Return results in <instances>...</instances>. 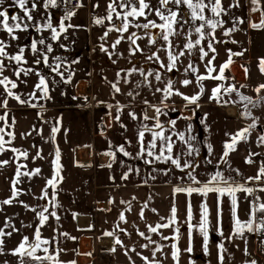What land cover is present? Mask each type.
Listing matches in <instances>:
<instances>
[{
  "label": "crops",
  "instance_id": "1",
  "mask_svg": "<svg viewBox=\"0 0 264 264\" xmlns=\"http://www.w3.org/2000/svg\"><path fill=\"white\" fill-rule=\"evenodd\" d=\"M35 2L37 9L32 13L33 21H25L29 24L28 30H16L15 35L19 39L12 40L5 31L0 30V40L8 45L6 49L8 53L14 55L19 48L23 47L27 63L21 66L34 68L48 78L51 97L50 99H33L31 102L38 106L32 108L27 104L21 105L13 97H7L4 87L0 85V102L5 98L8 100L7 109L0 107V115L7 113V120L0 121V127L5 129V133L14 134V139L4 135L5 141L9 143L4 145L5 151L0 152V161H9V164L0 166V205L7 206L3 204V201L12 199V203L8 205L24 206L23 213L17 220L20 240L27 236L32 242L35 229L39 228L41 239L52 242L48 245L49 251L59 250V260L75 261V264H80L81 258H90L94 261L97 246L108 252H112L110 249L113 247L116 249L115 252L126 253L127 249V253H130L133 259L138 258V254L142 253L149 260H160L162 264H176L171 255L173 244L180 249L179 264H218L220 243L224 244L226 250L224 264H246V261L250 259H256L258 264H264V243H261L264 240V233L257 235L245 232L247 249L250 253L245 255L244 240L234 235L230 197L224 196L220 203L222 216L219 228L223 231L221 236L217 225L218 196L216 193H209L205 198L196 193L189 197L186 193L173 191L176 186H199L189 179V172L202 183L216 172H220L234 184H245L246 187L256 189L251 196L244 192L237 193V215L241 221L250 218L252 201L259 198L258 203H264V191L259 190L264 188V179L248 180V177L256 176L259 168L264 164V144L245 151V141L241 140L227 157L223 155L226 150L225 144L231 142V136L246 128L247 121L249 122L251 118L242 115L241 104L233 103L236 100L230 99V94H223L221 102L210 99L212 89L218 85L223 89L236 83L241 85L247 80L241 66L247 67L253 61V35L260 32V29L251 28L249 21L259 22L261 13L250 11L252 5L249 0H240L241 7L231 9L229 16L240 17L245 20V23L237 25L239 30L233 32L231 37H225L223 30L217 29L216 39L226 42L214 45L217 54L213 63L217 72H213L212 75H216L219 66L228 59V49L233 52L243 51L244 54L233 57L230 70L225 71V76L228 77L225 81L212 79L202 81L204 91L197 102V107V104H188L181 96L175 94L162 104V93L156 92L155 89L157 87L163 89L166 87L165 82L171 80L174 90L178 89L184 95L192 96L198 93L200 84L195 79L196 74L184 71L187 65L192 63L198 68L197 74L206 72L205 65L208 58L201 60L198 50H194L191 55L186 53L185 56L180 57L177 68L169 72L161 68L159 63L146 60V54L157 51L161 60L165 64L168 63L166 52L162 47L158 49V46L164 45V41L158 40L157 46H150L148 37L144 35L145 30L130 27L129 32L123 33L125 39L116 49H112L110 46L120 33L112 31L105 40H101L100 37L104 35L108 27L113 24L118 26L121 21L113 15L111 22L105 21L103 25L93 23L94 18H103L107 15L110 0H82L83 7L73 9L76 15L70 21H65L66 24L71 23L79 27L70 28L66 33L67 39L64 38L65 34H61L59 41H53L50 30L44 29L42 32H37L32 26L46 23L45 17L50 12V9H43V0H35ZM149 2L154 7L159 6L158 0H149ZM229 2L230 0H223L225 6ZM96 4L99 7L94 8ZM4 7L8 8L9 17L23 16V10L13 6V0H5ZM169 7L177 10L174 5ZM179 11L181 16L188 19V10L185 5H180ZM206 14L210 13L206 12ZM229 16L223 17L228 21L225 28L232 25ZM60 17L62 16L56 18L51 13L53 26L59 24ZM148 19L161 23L154 13L148 16ZM136 22L142 24L147 21L139 18ZM199 23V21L196 22V24ZM189 28L190 24L185 25L181 29L183 34L173 38V44L178 46L174 49L175 51H179L186 42ZM131 32H137L142 37L137 40V44L143 49V54L130 53L127 37ZM151 33L157 35L159 30L152 29ZM42 36L46 43H51L53 47V52L49 54V63L55 64L54 57L60 56L64 61L61 71L65 72V76L69 71L74 73L70 82H60L61 78L52 73L47 65L34 63L35 56L31 52L30 45L33 39L38 41ZM197 38V35L193 33L191 39L195 41ZM230 40H235L237 43L228 42ZM206 43L207 41L204 42L205 50H207ZM60 44H65L66 47L60 48ZM101 44L109 51L122 55L109 57L100 50ZM75 60L79 62L72 63ZM4 62L6 67L3 76L9 77L18 85L12 91L21 95L23 99H29L27 94L33 91L38 77L35 74L28 76L21 74L17 78L14 75V69L17 67L14 62L10 63L7 58ZM132 67L143 68L146 72L159 70L162 80L157 82L153 77H149L151 86H148V84L139 83L143 77L138 73L125 77L121 70ZM125 79L130 82L126 83ZM185 79L192 82L184 86L182 81ZM111 84H117L120 92L116 93ZM129 92H134L135 95L129 97ZM40 95L41 93L37 92V97ZM85 97L87 99H84ZM145 100L149 102V105L161 107L162 113L157 118L164 126L165 134L170 135L174 141L172 155L179 156L182 165L185 161L192 163L194 165L192 169L177 168L170 161H155L154 156H147L146 153L143 158L138 155L140 146L137 142V131L140 124L145 123L151 127L155 123L151 119L143 121V113L146 110L149 117L156 116L154 108L144 104ZM223 101H229V103L224 104ZM117 104L123 106L119 112ZM131 111H134L141 119H131L129 117ZM117 115H119V121L116 119ZM171 120L176 121L174 128L169 124ZM103 122L110 129H101L100 124ZM189 124L192 126L191 134L195 137L193 146L197 151L192 156H185L183 155L185 146L179 141L177 133H187ZM54 125L59 127V131L52 140L50 139L51 129ZM259 129L263 132L264 126ZM150 140L151 134L145 133V145ZM157 143L156 153L159 154L160 142ZM120 146H123L131 155L124 156L119 152ZM12 148L26 151L27 158L12 152ZM57 148L60 152L63 180L55 189L48 188V200L41 199L46 180L54 174L52 162ZM108 152H114L115 159L107 155ZM253 153L255 155H251L252 163H248L247 158ZM149 160L154 162L147 163L146 161ZM109 164L111 167H108ZM19 165L25 166L20 168L21 172H30L37 168L41 171L36 176H21L16 182L19 195L14 197L12 185L16 181L15 172ZM124 173H128L127 179L123 178ZM53 193H55L54 201L57 207L49 203ZM205 200L209 209V251L205 254L203 237L193 228L191 232L193 251L189 254L184 251L189 246V223L193 226L199 223L201 204ZM189 203L192 208L191 221L187 219ZM145 204L148 205L147 208H144ZM173 205L177 208L175 227L180 229L179 238H173L174 227L161 228L157 233L149 232V225L155 226L167 222L166 218L171 215L170 209ZM43 207H48L49 211H55L59 220L49 217L48 221L41 225L37 213ZM31 209H36V212ZM142 209L143 218L139 215ZM151 209L156 211L153 212ZM121 212L124 213L126 222L119 219ZM259 213L262 212H257ZM7 219L5 218L4 221L6 222ZM6 227L3 226V229ZM108 231L115 232L116 237L123 244H115L116 237L105 235ZM139 232L150 236L155 243H149L147 239L139 235ZM64 233H67V236L63 235ZM163 237H169V239H163ZM144 244H149V247H142ZM158 245L162 246V252H156L153 256V251ZM132 248H135V251H131Z\"/></svg>",
  "mask_w": 264,
  "mask_h": 264
},
{
  "label": "snow or ice",
  "instance_id": "2",
  "mask_svg": "<svg viewBox=\"0 0 264 264\" xmlns=\"http://www.w3.org/2000/svg\"><path fill=\"white\" fill-rule=\"evenodd\" d=\"M72 0H43V9H55L60 7L61 3L64 5H67L71 3ZM249 3L252 5L250 11L252 13L259 12L261 13V18L259 22H253L249 21V26L253 29H264V6H261V0H249ZM30 0H13V6L18 7L19 9L23 10V16L19 15H12L9 17L8 8L4 7L5 0H0V30H3L7 33V35L12 40L19 39L18 36L15 35L16 30L21 31H27L29 28V24L25 21H33L34 17L32 15L33 11L37 9V3L35 0H31V6L29 7ZM158 7H154L149 0H110L108 4V11L107 15L103 18L96 17L93 20V23L96 25H103L105 21L111 22L113 20V15L117 19L121 21V23L117 26L115 24L111 25L107 28V30L104 32V35L100 37L101 40H105L108 36V34L112 31H115L117 33H120L119 37L111 44L112 49H116V47L121 43L122 40L125 39L123 33L129 32L130 27H135L136 29L145 30L144 35L148 37V44L150 46H157L158 40L164 41V45L158 46V49L160 47L163 48V50L166 52L168 63L165 64L163 60H161L160 55L157 51H153L150 54H146V60L149 62H156L160 64L161 68L166 69L167 71L171 72L174 69L177 68V63L180 61V57L185 56V54H193L194 50H198L200 54V59L204 60L205 58H208L207 63L205 65L206 72L204 74H197L198 68L192 64L189 63L187 67L184 69L185 73L192 72L193 74H196L195 79L198 84H200V91L192 96H187L181 93L178 89L173 88V82L171 80L166 81V87L161 89L160 87H157L155 89L156 92L162 93V101L163 104L164 101H166L170 96L172 95H179L181 96L188 104H197L198 107V101L200 99V96L203 94L204 88L202 81L206 79H212L217 81H225L228 79V77L225 76V71L230 70V66L233 63V57L234 56H242L244 54L243 51L240 52H233L231 49H228V59L219 66L218 73L216 75H212L213 72H217L216 67L214 66V61L216 59L217 49L214 46L217 43H225L224 40H217L216 39V31L217 29L223 30V35L225 37H231V34L235 31H238L237 25L245 23V20L236 17V16H229V12L233 8H240V0H230L227 6L224 5L223 0H158ZM169 5L176 6L177 10H173V8L169 7ZM185 5L188 10V19H185L183 16L180 15L179 6ZM76 7H83L82 0H77ZM99 7L98 4L93 6ZM119 9V10H118ZM210 13V14H206ZM155 14L156 17L159 18L161 23H157L156 20L148 19V16ZM76 15L75 11H65L64 16L60 17V22L57 26H53L52 19H51V13L48 12V15L45 17L46 23H43L41 25L33 24L32 26L36 28L37 32H42L44 29L50 30L51 32V40L53 41H59L61 38V34H65L64 38L67 39L66 33L70 28H77L79 26L72 25L71 23L66 24L65 21H70L73 16ZM229 16V20L232 21V25L230 27L225 28V25L228 23L223 17ZM139 18H144L147 22L145 23H138L136 22L139 20ZM199 21V24H196V22ZM190 28L189 31L186 34V42L182 45L181 49L179 51H175L178 46L173 44V38L179 35H182L181 29L185 25H189ZM152 29H158L159 33L157 35H153L151 33ZM195 33L197 35V39L193 41L191 39V36ZM142 39L141 36L137 34V32H131L130 35H128L127 40L130 43V53L135 54L136 52H141L143 54V49L140 48L139 44H137V40ZM206 43V48L204 46V42ZM228 42L231 43H237L235 40H230ZM8 45L3 41L0 40V85H2L5 89V93L7 97H13L15 100H17L21 105L27 104L28 106L32 108H36L38 105L36 103H32L31 101L33 99H50V89H49V81L48 78H46L44 75H41L38 71H36L34 68H25L21 66L22 64H26L27 61L25 60L24 51L25 49L23 47L19 48L16 54L10 55L8 51L6 50ZM60 48H65V44H60ZM31 52L34 54L35 59L34 63L36 65H40L43 63L44 65H47L52 73H55L58 75L61 79L60 82L68 83L71 81L72 75H74L73 72L69 71L68 75L65 76V72L61 71V67L64 64V61L62 57L55 56L54 59L56 61L55 64L49 63V54L53 52V47L51 43H46L45 38L42 36L38 41L33 39L31 45H30ZM100 50L104 53H106L109 57L113 55H122L120 53H114L112 51H109L108 48L104 47L103 44L100 45ZM246 51V50H244ZM211 53V56H210ZM5 58L11 63L14 62V64L17 66L14 69V75L19 78L21 74L24 76H28L29 74H35L38 77V82L34 85V89L31 93L27 94L29 99H23L21 95H18L14 93L12 90L17 88V83L7 76H3V72L5 69ZM78 60L73 61L72 63H78ZM259 68L262 73H264V57L260 58L259 61ZM70 67V65L68 66ZM243 71L245 72V75L247 77L248 69L241 66ZM124 72L125 77H131L134 73H138L141 77H143V80L139 83L141 84H148V86H151V82L149 81V77H153L155 81L160 82L162 80L161 73L159 70L153 72V71H145L143 68H135L132 67L128 70H121ZM117 76H120V73H117ZM53 79H55L53 77ZM234 79V78H233ZM125 82H130L128 79H125ZM192 81L185 79L182 81V84L184 86H187ZM139 86V84L137 85ZM111 87L114 89L116 93L120 92V88L117 86V84H111ZM241 87H245L244 85H241ZM261 89H264V84L259 85L255 91L259 93ZM37 92L41 93L39 97H37ZM233 92H236L239 95V101H233V103L238 102H245L244 104V112L242 115L245 117H250L252 115L248 105H252L253 107L257 106L261 101H264V97H257L256 100H253L252 97L243 95L242 93H239L238 89L234 84L229 85L227 87H224L222 89L221 86H217L214 89H212V95L210 99L216 100L217 102H221L222 95L223 94H231ZM129 97H133L135 95L134 92L128 93ZM84 99H87L85 97ZM224 104L229 103V101H223ZM145 105H148L152 108H154L156 116L149 117L147 115V111L145 110L142 116L143 121L147 120H154L155 123L153 126L149 127L145 123H141L138 131H137V142L140 146V151L138 155L143 158L145 153L147 156H154L155 161H161L164 162L170 161L175 167L177 168H186V169H192L194 165L192 163H189L185 161L183 165L181 164V159L179 156H173V148H174V141L172 140V137L170 135H166L164 131V126L160 123L159 119L157 118L161 113L162 109L160 106L156 105H149V102L147 100L144 101ZM8 100L5 98L2 102H0V107H3L7 109ZM166 106V105H165ZM111 107V106H109ZM123 109L122 105L117 104V110L118 112ZM195 111V110H193ZM129 117L133 120H140L141 117H138L137 114L134 111L129 112ZM116 119L119 121V115H117ZM7 120V113L5 112L4 115H0V121H6ZM169 124L174 128L176 121L171 120L169 121ZM255 120L252 124H250L247 128H244L240 131H238L236 134L231 136V142L225 144V151H224V157H227L229 155L230 151H234L236 148V145L239 141L243 140L246 141L248 139V136L250 134V131L256 127ZM52 136L50 139H55V134L59 131V127L54 125L51 129ZM192 132V126L191 124L188 125L187 133H177V136L179 138V141L185 146V150L183 152V155L185 156H192L194 152L197 150L193 146V141L195 140V137L191 134ZM145 133L151 134V140L148 142L147 145H145ZM8 135L14 139V134L12 132L5 133V129L3 127H0V152L5 151L4 145L9 143L8 141H5L4 135ZM160 142V151L159 154L156 153V149L158 147V143ZM259 143L264 144V135H261L259 137ZM209 150H211V145L208 146ZM119 152L123 153L124 156H130L131 153L127 152L123 146L119 147ZM12 152L18 153L19 156L27 158L28 153L26 151H20L19 149L12 148ZM107 155L113 157L115 159V153L114 152H108ZM251 155L247 158L248 163H252ZM147 163H153L154 161L149 160L146 161ZM53 166H54V174L53 176L46 180V186L44 189H42V196L41 199L48 200V188L51 187L55 189L59 182L63 180V177L61 175V168L62 165L60 164V152L57 148L55 150L54 159H53ZM9 164V161L4 160L0 161V166ZM25 167L24 165H19L16 169L15 176L16 181L13 182L12 188H13V196L19 195V190L16 189V182L19 181V178L21 176H36L40 173V169L37 168L30 172H21L20 168ZM108 167H111V164L108 165ZM129 171H132V169H129ZM189 179L196 185V187H193L191 185L187 187H180L176 186L174 188V193H186L189 197L193 194H199L203 197H207L209 193H216L218 196L217 200V225H218V231L221 236H223L222 229L219 228V225L221 223V208L220 203L224 196L230 197V204H231V212L232 217L234 220V235L241 238L245 242V255H250L248 253L247 249V238L245 236V232L253 233V234H261L264 233V219H261L257 221L256 214L257 212L264 213V203H258L259 198L257 200L252 201L250 203V212H249V219L246 221H241L239 219V216L237 215V209H238V200H237V193L238 192H244L248 196H251L256 189L251 187H246L245 184H234L230 182L229 178H225L222 173L216 172L214 175H212L206 182H201L196 179L194 175H192L191 172L188 173ZM128 173L123 174V178L127 179ZM261 179H264V164L261 165V167L258 170V173L254 177H248L249 181L256 180L259 181ZM260 191H264V188H260ZM55 193H53V198L49 200V203L52 204L53 207H57L58 205L54 201ZM12 199H7L3 201V204H11ZM122 203H125L122 201ZM27 207V205H25ZM148 205L145 204L144 208H147ZM33 212H36V209H31ZM130 210V208H129ZM151 211L155 212L156 209H151ZM171 215L167 217V222L163 224H157L155 226L149 225L148 231L151 233H157L161 228H169L174 227L175 234L174 239L179 238V227H175L177 224L176 216H177V208L175 205H173L170 209ZM200 221L196 226H193L189 223V246L184 249L187 253H191L193 251L191 246V232L193 228H195L200 235L203 237V251L205 254L208 253V240H209V232H208V225H209V209L208 205L206 203V200L204 203L201 204L200 209ZM47 213V215H46ZM39 217V223L41 225H44L46 221H48L49 217H53L56 220H59V216L55 211H49L48 207H43L41 211L37 213ZM140 217L143 218L144 211L143 209L139 213ZM119 219L121 221L126 222V217L123 212H121ZM165 219V218H162ZM187 219L188 221H191L192 219V208L191 204H188L187 207ZM9 226V225H6ZM118 227V226H117ZM15 231H19L18 229H14ZM121 231H125L124 229H121ZM11 232H4L2 229H0V254L4 253V236H11ZM63 235L67 236V233H64ZM106 236L109 237H116V233L113 231L105 232ZM139 235L141 237H144L149 241V243H155V241H152L150 236H146L144 232H139ZM71 239H76V237H71ZM163 239H169V237H163ZM52 242L47 239H41V233L39 228L35 229L34 233V239L32 242L29 241V238L27 236L23 237L22 241L19 243V245L11 250L10 255H15L20 257V264H23V257L28 256L29 258L33 259L34 261L40 262V264H43L44 261H49L51 264H62L61 261H59V250H55L50 253L48 245H50ZM261 243H264V240L261 241ZM115 244L122 245L123 242L116 237L115 238ZM142 247L147 248L149 247V244H144ZM172 252L171 255L173 259L175 260L176 264H179V256H180V249L177 247L176 244L172 245ZM46 255H37V251L41 250ZM110 251L115 252V247L111 248ZM127 249L125 250L127 254ZM131 251H135V248H132ZM225 247L223 243H220L218 245V264H224L225 260ZM156 252H162V246H157L153 251V256H155ZM88 255H91V253H88ZM143 259L147 262V264H162V261L160 260H149L148 257H143ZM69 264H75V261L69 262ZM246 264H258L256 259H250L246 261Z\"/></svg>",
  "mask_w": 264,
  "mask_h": 264
},
{
  "label": "rangeland",
  "instance_id": "3",
  "mask_svg": "<svg viewBox=\"0 0 264 264\" xmlns=\"http://www.w3.org/2000/svg\"><path fill=\"white\" fill-rule=\"evenodd\" d=\"M261 6H264V0H261ZM58 18L59 15H54ZM261 18V17H260ZM256 32V30H255ZM253 61L249 66H245L248 69L247 80L242 82L241 85L245 87H241L240 83H236L235 86L238 89L239 93L243 95L252 97L253 100H256L257 97H264V89H261L259 93L255 91V89L264 84V73L261 72L259 68L260 58L264 57V29H260V32L255 33L253 35ZM230 99L233 98L236 101H239V95L236 92L230 94ZM228 98V96H227ZM241 104V110L244 112V104L245 102H238ZM252 115L250 116V121H247L246 128L253 123L255 120L256 127L250 131L247 141H245V151L249 149H255L260 145L259 137L264 135V131H260V127L264 126V101H261L257 106L253 107L252 105H248ZM253 116V117H252ZM253 118V119H252ZM22 205H0V229L4 232H11V236H4V253L0 254V264H20V257L15 255H10L11 250L15 249L19 243L21 242L19 238L18 231L14 229H18L17 220H19L20 214L23 213ZM5 218H8L6 222ZM6 229H3V226H6ZM8 244V247H7ZM51 253V251H50ZM37 255H46L42 249L38 250ZM94 261H91L90 258H81L80 264H147V262L143 259L146 257L144 254H138V258L133 259V256L130 253L123 252H108L104 251L102 247L97 246V249L94 252ZM140 258V259H139ZM61 261V260H59ZM62 264H69V262L61 261ZM23 264H40V262L34 261L28 256L23 257ZM43 264H51L49 261H44Z\"/></svg>",
  "mask_w": 264,
  "mask_h": 264
},
{
  "label": "built area",
  "instance_id": "4",
  "mask_svg": "<svg viewBox=\"0 0 264 264\" xmlns=\"http://www.w3.org/2000/svg\"><path fill=\"white\" fill-rule=\"evenodd\" d=\"M76 2H77V0H72V2L67 4V5H64V4L61 3L60 7L55 8V9H50V12L53 15L63 16L65 14V11H68V10L72 11L73 9L77 8L76 7ZM100 128L103 129V130L110 129V127L108 125H106L105 122L100 124ZM256 219L258 221L261 220V219H264V213L257 214Z\"/></svg>",
  "mask_w": 264,
  "mask_h": 264
}]
</instances>
